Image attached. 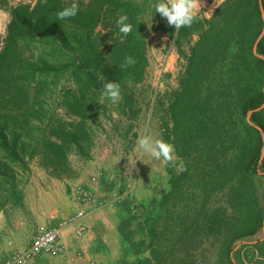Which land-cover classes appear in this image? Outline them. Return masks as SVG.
I'll return each instance as SVG.
<instances>
[{
	"label": "rangeland",
	"instance_id": "374dc122",
	"mask_svg": "<svg viewBox=\"0 0 264 264\" xmlns=\"http://www.w3.org/2000/svg\"><path fill=\"white\" fill-rule=\"evenodd\" d=\"M37 1L0 3V52L6 44L12 8L19 3L33 7ZM63 1L86 8L101 0ZM131 1L138 9V33L144 43L143 54L134 64L125 65V49L118 48L123 40L117 31L116 9L101 16L94 28L68 25L67 31L72 34L65 46L67 52L49 41L25 42L10 61V70L0 84V262L18 240L45 226L39 223L52 197L56 199L64 191L72 194L76 184L94 183L103 187L109 200H130L141 222L146 207L168 191L167 163L146 154L136 156L133 149L143 135L165 138L167 109L175 92L182 88L188 58L199 34L194 31L183 35L178 42V30L167 17L156 12L151 23L155 0ZM223 1L199 0L198 19L212 18ZM261 9L264 13L263 4ZM141 18L149 24L140 22ZM263 37L264 29L255 43L257 52ZM70 47H79L86 64L83 72L75 71ZM258 54L264 57V53ZM104 68L113 70L111 78L102 74ZM88 69L91 76L86 74ZM97 78L101 80L99 85ZM108 81L120 86L121 96L116 102L102 99L103 85ZM258 127L264 138V130ZM233 155L231 151L228 157ZM181 168L182 158L175 148L173 169L179 173ZM256 182L264 197V170ZM193 189L187 201H174L176 216L187 203L202 204L192 200ZM218 191L206 210L208 217L214 215V221L204 227L198 243L189 250L190 264H224L222 219L229 201L223 190ZM228 211L233 213L230 207ZM176 221L174 218L171 224L178 232ZM166 226L162 219L161 229L165 231ZM262 231L264 224L236 240L232 251L235 264H241L236 246ZM162 242L165 251L166 241ZM165 260L164 264H173V256Z\"/></svg>",
	"mask_w": 264,
	"mask_h": 264
},
{
	"label": "trees",
	"instance_id": "16d2710c",
	"mask_svg": "<svg viewBox=\"0 0 264 264\" xmlns=\"http://www.w3.org/2000/svg\"><path fill=\"white\" fill-rule=\"evenodd\" d=\"M0 3L7 4V0ZM72 4L63 0H38L33 7L19 3L12 8L6 44L0 52V84L22 43L49 41L60 44L67 52L65 46L72 34L67 31L68 25L94 28L96 21L111 9L117 10L116 19L126 13L133 24V31L122 39L118 48L121 51L123 47L125 57L138 62L144 43L138 33V9L133 1L92 2L86 8L78 6L76 16L58 19L56 13ZM262 4L264 0H225L212 18L197 19L191 27L178 30V42L183 35L194 31L199 34V40L192 48L182 88L175 92L164 122V140L175 146L182 158V168L177 173L173 162L166 164L170 187L160 200L146 207L141 218L148 237V257L154 264H164L167 256H173V264L191 263L189 250L198 243L204 227L214 221V215L208 217L206 210L218 190H223L233 210L229 214L228 207L222 219L224 264H235L232 251L236 240L264 224V197L256 182V177L264 170V138L262 131L248 118L249 111L264 104V59L254 52V45L264 29ZM116 26L120 33L117 23ZM70 48L75 71L83 72L86 64L79 47ZM257 50L264 53V37L258 42ZM112 72L108 68L102 70L108 78L112 77ZM86 74L91 76L89 69ZM97 81L99 85L101 80L97 78ZM250 119L264 130V108L254 111ZM231 151L234 155L230 158ZM193 187L192 200L202 204L187 203L176 216L172 207L174 201H187ZM174 218L178 232L171 224ZM162 219L167 225L165 231L161 229ZM175 233L177 237L173 236ZM163 239L165 251L162 250Z\"/></svg>",
	"mask_w": 264,
	"mask_h": 264
},
{
	"label": "crops",
	"instance_id": "0c3cea01",
	"mask_svg": "<svg viewBox=\"0 0 264 264\" xmlns=\"http://www.w3.org/2000/svg\"><path fill=\"white\" fill-rule=\"evenodd\" d=\"M76 186L79 185L76 184L72 191ZM84 187L93 192V203L82 204L73 193L68 195L65 191L50 200L39 224L60 227L58 245L63 250L42 253L34 264H150L146 229L134 213L130 200H109L103 187L94 183H87ZM81 208L86 210L84 222L88 232L78 237L69 220ZM36 234L18 240L5 258L16 249L29 245ZM237 247L241 264H264V231L251 241H242Z\"/></svg>",
	"mask_w": 264,
	"mask_h": 264
},
{
	"label": "clouds",
	"instance_id": "9594fccd",
	"mask_svg": "<svg viewBox=\"0 0 264 264\" xmlns=\"http://www.w3.org/2000/svg\"><path fill=\"white\" fill-rule=\"evenodd\" d=\"M198 5L199 0H155L153 4V12L151 16V23L156 12H159L161 17H167L168 23L175 26V30L182 27H191L198 19ZM78 5L73 3L70 7H65L56 13L58 19L74 17L78 13ZM149 22L143 18L140 22ZM119 32L123 35L121 39L128 36L133 31V24L129 22L128 15L122 14L116 21ZM134 60L131 57H126L125 65L133 64ZM120 86L114 82H106L102 89V99H108L116 102L120 99ZM136 156L143 157L145 154L154 160L163 163H171L175 158V147L172 143L163 138H153L151 134H146L138 138L133 149ZM142 160V159H140ZM131 260L132 258L129 257Z\"/></svg>",
	"mask_w": 264,
	"mask_h": 264
},
{
	"label": "built area",
	"instance_id": "2783aa9c",
	"mask_svg": "<svg viewBox=\"0 0 264 264\" xmlns=\"http://www.w3.org/2000/svg\"><path fill=\"white\" fill-rule=\"evenodd\" d=\"M73 194L76 200L82 204L95 201L93 192L81 185L74 188ZM85 215L86 210L81 208L69 220L78 237H83L88 232L87 225L84 222ZM59 238L60 227H41L29 245L16 249L11 256L5 258L0 264H34L37 257L42 253H57L63 250L58 245Z\"/></svg>",
	"mask_w": 264,
	"mask_h": 264
},
{
	"label": "water",
	"instance_id": "95a60500",
	"mask_svg": "<svg viewBox=\"0 0 264 264\" xmlns=\"http://www.w3.org/2000/svg\"><path fill=\"white\" fill-rule=\"evenodd\" d=\"M263 17H264V13H263ZM254 52H255L256 55H258V56H260V57H262V58L264 59V57L261 56V55H259L258 52L256 51V45H255ZM263 107H264V104H263L261 107L255 109V110H251V111H249L248 116L251 117V115H252V113H253L254 111H258V110L262 109ZM254 125H255V124H254ZM255 126L258 127L257 125H255ZM258 128H259V127H258Z\"/></svg>",
	"mask_w": 264,
	"mask_h": 264
}]
</instances>
